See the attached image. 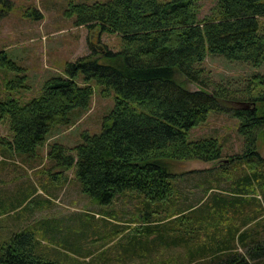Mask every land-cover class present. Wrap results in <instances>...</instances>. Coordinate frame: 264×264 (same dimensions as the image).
Returning <instances> with one entry per match:
<instances>
[{"label": "trees", "instance_id": "obj_1", "mask_svg": "<svg viewBox=\"0 0 264 264\" xmlns=\"http://www.w3.org/2000/svg\"><path fill=\"white\" fill-rule=\"evenodd\" d=\"M198 13V0H69L65 15L99 33H116L119 46H91L26 100L0 98V117L11 132L0 136L3 169L6 156H20L27 166L38 160L51 128L88 107L91 80L112 94L100 130L82 131L72 147L53 141L46 153L59 167L54 178L73 167L82 192L119 204L115 232L141 226L150 237L138 257L106 255L97 264H264V74L255 71L234 87L213 79L202 64L207 53L264 63V0H214L209 12ZM0 67L15 70L6 87L25 86V73L5 48ZM210 112L237 119L240 150L223 153L231 144L217 133L189 137ZM188 159L216 164L196 178L202 169L175 170ZM22 194L18 207L30 201ZM47 195L25 213L46 208L53 200ZM124 202H136L128 216ZM8 230L0 233V264H63L38 250L31 225Z\"/></svg>", "mask_w": 264, "mask_h": 264}, {"label": "rangeland", "instance_id": "obj_2", "mask_svg": "<svg viewBox=\"0 0 264 264\" xmlns=\"http://www.w3.org/2000/svg\"><path fill=\"white\" fill-rule=\"evenodd\" d=\"M68 1L0 0V48L6 49L21 66L20 73L26 75L25 86L11 89L6 87L5 81L14 75L15 70L0 67V98L10 94L26 100L40 92L46 78L63 73L66 61L89 53L91 46L106 45L112 49L119 46L120 39L116 33H99L96 28L75 24L73 16L64 14ZM213 2L198 0L199 16L209 12ZM34 9L35 13L32 12ZM202 64L213 79L230 80L234 87L240 86L244 78L255 71L264 74V63L254 66L219 54L207 53ZM81 76V73L77 76L79 81ZM91 83L94 89L88 107L74 109L70 123L51 128L39 148V162L35 160L32 166H27L19 162L22 160L20 156L12 158L10 155L4 157L6 167L0 168V233L3 227L13 231L29 224L34 228L38 250L63 264H97L106 255L138 257L140 245H148L150 240L141 226L129 227L121 234L115 232L119 227L115 218L119 214L113 212L119 204L115 201L98 202L82 192L73 167L63 170L58 178L53 177L59 167H54L46 154L50 143L58 141L72 147L82 139V131L100 130L104 114L113 106L112 94L102 93L94 80ZM186 84L192 89L199 87L192 81ZM237 122L228 113L210 112L205 121L190 129L189 137L217 133L225 143L231 144L230 149L226 147L223 152L230 154L240 150ZM0 136L6 139L11 136L3 117H0ZM259 151L264 156L263 145L259 146ZM1 154L0 151V158ZM215 164L213 160L188 159L179 162L175 170L202 169V172L194 174L197 178L202 177L203 172L208 175L209 167ZM63 176L66 180L60 182L58 179ZM23 192L30 195V201L27 206L18 207L15 205L16 197ZM47 194H51L53 200L46 208L34 215L25 213L27 207L34 206L35 199L42 196L50 198ZM135 204L124 202L122 208L128 210L123 214L128 216L134 211ZM108 263L111 261L104 264ZM114 264L124 263L114 260Z\"/></svg>", "mask_w": 264, "mask_h": 264}, {"label": "water", "instance_id": "obj_3", "mask_svg": "<svg viewBox=\"0 0 264 264\" xmlns=\"http://www.w3.org/2000/svg\"><path fill=\"white\" fill-rule=\"evenodd\" d=\"M97 46L100 47V48L102 47V46H100V45H97ZM233 103H234V104H237V105H242L243 102L237 100V101H234Z\"/></svg>", "mask_w": 264, "mask_h": 264}]
</instances>
